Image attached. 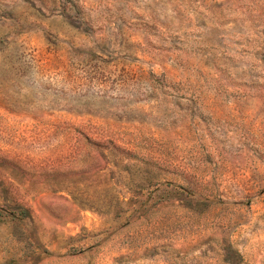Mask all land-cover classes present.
I'll return each mask as SVG.
<instances>
[{"label": "rangeland", "instance_id": "374dc122", "mask_svg": "<svg viewBox=\"0 0 264 264\" xmlns=\"http://www.w3.org/2000/svg\"><path fill=\"white\" fill-rule=\"evenodd\" d=\"M0 264H264V0H0Z\"/></svg>", "mask_w": 264, "mask_h": 264}]
</instances>
